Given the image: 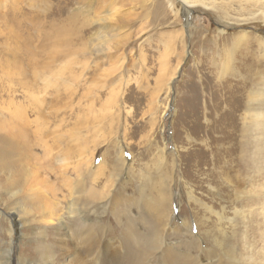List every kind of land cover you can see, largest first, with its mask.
Segmentation results:
<instances>
[{
	"label": "rangeland",
	"instance_id": "obj_1",
	"mask_svg": "<svg viewBox=\"0 0 264 264\" xmlns=\"http://www.w3.org/2000/svg\"><path fill=\"white\" fill-rule=\"evenodd\" d=\"M4 2L7 13L10 1ZM15 5L20 26L13 28L30 38L29 52L40 66L47 56L52 61L56 48L71 51L53 61L69 88L56 95L38 82L41 97L28 100L14 84L17 92L2 100L13 98L26 113H57L66 129L76 124L88 142L85 161L93 163L98 191L119 179L138 187L147 176L166 172L172 180L171 216L181 213L195 238L188 232L180 238L172 230L166 234L164 242L174 253L178 249L179 261L190 255L189 264H264V0H16ZM182 5L190 11L188 27L183 14L175 13ZM71 17L77 29L70 47H48L50 25H65ZM30 54L16 56L18 67L27 69ZM5 81L4 87L12 86ZM252 118H258L259 129L250 127ZM30 151L41 158L37 147ZM120 153L127 165L116 162ZM161 159L170 166L160 169ZM118 184L122 209L135 213L133 203L141 199L132 187ZM23 217L14 230L0 215V254L13 253L7 264H17L19 257L45 264L42 247L53 244L51 234L37 216ZM110 223L114 249L103 263L117 264L120 254L134 264L145 245L124 243Z\"/></svg>",
	"mask_w": 264,
	"mask_h": 264
},
{
	"label": "bare ground",
	"instance_id": "obj_2",
	"mask_svg": "<svg viewBox=\"0 0 264 264\" xmlns=\"http://www.w3.org/2000/svg\"><path fill=\"white\" fill-rule=\"evenodd\" d=\"M4 1V3L10 1V11L6 10L10 15L3 12L2 8H7L4 7L5 4L0 5V45H2L0 48V100L2 101V103L0 102L1 217L7 216L14 230H17L20 226V219L24 218L23 216H37L42 223H45L46 230L49 231L53 240V244L45 246L43 244L45 264H104L103 261L111 255L107 251L114 249L109 243L113 239L111 237L113 227L110 220L115 222L116 229H114V232L119 230L121 241L128 244L136 240L145 245L143 251L140 249L142 252L139 253V257L134 258V264H153L156 254L161 257L158 262L162 264H170L169 261L174 260L177 263L183 262L179 261L182 259L179 253L176 256L178 249H174L176 253L171 248L168 249V244L164 242L165 236L170 234L172 230L174 233L178 232V238L182 234L188 233L191 241L195 238L190 233L186 222L182 219L181 213V217L177 214L176 219L173 218V215L171 216L174 211L173 205L170 206L171 197H169L168 193V184L171 177L166 176V172H164V175L158 173L160 178L147 176L145 179L146 183L142 182L141 186L138 187H133L131 180L124 185V181L119 179L116 181L115 187L104 185L102 191H98L96 174L92 172L94 169V166L92 167L93 163L91 159L85 161L84 148L87 147L88 142L84 140L86 138L82 136L76 124L71 129H66L64 126L65 119L57 117V113H26L23 111L24 109L22 110L14 102L13 98L8 97V100H2L3 96L14 95L17 92L14 84H17V87L22 90L25 99L28 100L41 97H38L40 94V89L37 86L38 82H43L45 89H47L46 87L55 89L56 95L59 94L61 88H69V81L65 82L66 79L63 81L60 78L58 79L60 75L64 77V72L57 73L54 70L55 64L53 61H56V55L61 54L68 57L71 55L70 50L56 53V48L55 52L52 51L54 54H51L52 61L47 56L46 60L49 59L48 63L40 66L42 61L38 64L35 57L30 54L31 49L28 46L30 38L27 36L24 39L20 31L13 28L14 25H17V16L15 17L14 11V9H17L16 0ZM176 8V15L179 13L183 14L186 21L185 25L188 27L187 19L190 11L183 5L181 9L179 6ZM71 18L69 21L66 20L65 25L56 22L50 25L52 35L45 34L46 37L44 39V43L48 47L50 45L53 47L68 45L70 47L72 43L69 38L76 35L77 29L75 20H73L75 18ZM17 26L19 27L20 25L18 24ZM23 42H26L25 44L27 45L25 46H28L29 50L24 46ZM48 47L45 48L48 49ZM59 50L57 52H61ZM20 53L30 54L25 61L27 69L18 67V63H16L18 60H16V56ZM57 59L59 60V58ZM61 59L64 60L63 57ZM48 76L53 78L55 84H51L53 82L48 80ZM5 80L11 81L12 86H9V88L7 86L4 87L3 81ZM58 80L61 81L58 82ZM72 82H75V80H72ZM66 93H72V91H66ZM36 102V105L39 106L38 100ZM31 116H33V119L30 118ZM49 117L52 120H47ZM251 123L252 126L250 125V127L254 130L261 127L258 123V118L255 120L252 118ZM65 140L68 141L67 146L63 145L64 142L66 143ZM33 147H37L41 151V158L31 153L30 150ZM120 156L116 157V162H119L120 165H127V163L124 164L123 154L120 153ZM166 161L161 159L157 163L158 167L160 169L167 168L166 164H169ZM42 165L46 166L48 172L44 170ZM48 165L54 169L52 170ZM69 169L75 171L74 177L66 176ZM117 170L119 171L120 169ZM55 183L58 185L60 183L58 188H55ZM118 183L125 187H132L134 194L141 199V202L136 200L133 203L136 205L135 213L131 214L128 210L122 209L123 198L121 199L120 197H123V195L121 196L117 193ZM129 201L131 202L132 200ZM130 202L128 205H130ZM104 215L110 217V220L104 219ZM123 222H125V225H123ZM141 229H146V232L138 233ZM9 233L12 234L14 232L9 230ZM120 249L118 250L120 251ZM1 254L0 264L10 263L13 253L7 252L5 256ZM125 255L122 256L125 257ZM189 256H185L187 261L183 263L189 264ZM118 257L120 261L115 260L117 264H128L126 261L130 258H122L120 254ZM158 262L154 263L157 264ZM17 264H30V262L26 258L22 259L19 257Z\"/></svg>",
	"mask_w": 264,
	"mask_h": 264
}]
</instances>
